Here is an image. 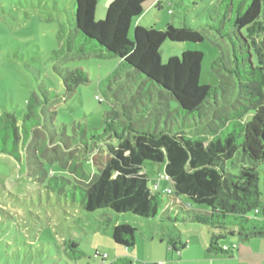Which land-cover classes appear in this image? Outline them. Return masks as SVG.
Listing matches in <instances>:
<instances>
[{
  "label": "trees",
  "instance_id": "1",
  "mask_svg": "<svg viewBox=\"0 0 264 264\" xmlns=\"http://www.w3.org/2000/svg\"><path fill=\"white\" fill-rule=\"evenodd\" d=\"M147 1L113 0L105 18L96 21L98 0H75L78 43L71 37L66 48L54 51L56 59L74 52L119 58V67L131 79L127 84L131 96L115 94L116 106L99 128L88 129L84 122H74L71 134L65 126L57 131L53 122L56 110L46 106L73 93L88 79L81 69L55 66L65 94L41 86L42 97L35 94L28 101L21 124L15 113L5 112L0 154L18 161L25 157L30 175L40 176L49 189L81 202L87 211L110 208L144 218L171 219L162 215V192L150 186L144 172L147 161L164 162L173 187V193H167L173 207L168 208L186 209L182 196L206 206L201 215L193 209L190 219L210 229V255L232 257L236 246L224 242L227 235L245 240L264 236V201L259 186V167L264 164V0H222L219 17L207 24L234 55L231 72L245 103L231 111L230 117L219 113L230 102L224 82L217 87L200 85L202 51L186 50L181 57L161 62L160 49L166 40L199 43L204 40L200 30L187 24L176 27L169 23L163 30L138 24L133 38L129 37L132 22L143 14ZM64 35L60 31L59 39ZM219 60L223 67L221 55L214 67ZM172 100L177 103L175 109ZM251 105L258 110L246 119ZM212 111L221 121L217 127L211 124ZM163 116L169 120L162 122ZM200 125L209 128L211 138L187 134ZM98 148L104 150L103 158L89 156ZM41 157L57 163L62 173L48 171ZM64 171L71 175L65 176ZM113 239L118 245L134 247L137 229L127 222L116 224ZM168 245L180 252L187 242L171 239ZM64 249L73 259L84 255L73 238L64 241ZM95 256L102 259L98 253ZM177 261L166 259L167 264ZM110 264L135 263L121 256Z\"/></svg>",
  "mask_w": 264,
  "mask_h": 264
},
{
  "label": "rangeland",
  "instance_id": "2",
  "mask_svg": "<svg viewBox=\"0 0 264 264\" xmlns=\"http://www.w3.org/2000/svg\"><path fill=\"white\" fill-rule=\"evenodd\" d=\"M108 2L98 0V7H106ZM156 2L148 0L145 3L143 14L132 22L129 37L133 38L137 19L141 25L157 30L165 29L169 23L176 27L187 24L200 30L204 40L199 43L166 40L160 49L161 62L165 64L171 57H181L186 50L202 51L200 85L217 87L224 82L230 102L219 113L230 117L231 111L245 103L238 93L237 78L231 72L234 55L229 44L207 27L212 19L219 17L222 0ZM75 9V0H0V128L4 126L5 112L15 113L19 124L22 123L28 101L35 94L42 97L41 86L50 92L65 94V85L55 66L81 69L88 79L73 93L46 106L48 110H56L53 122L57 131L65 126L71 134L74 122H84L88 129L99 128L116 106L115 94L131 96L127 89L131 79L119 67V58L92 52H74L65 59L55 58L54 51L62 46L66 48L68 38L72 37V42L78 43ZM95 20L98 21L96 17ZM60 31L65 33L62 40L59 39ZM220 55L223 67L221 60L220 66L214 67ZM148 87L149 84L146 89ZM155 96L158 97V93ZM219 97L222 101L221 94ZM171 106L175 109L177 103L172 100ZM257 110V106L251 105L245 118L250 119ZM211 118L212 126L221 123L213 111ZM167 119L168 116H163L162 122ZM187 134L212 137L206 125L189 129ZM21 153L25 155L24 147ZM94 154L102 158L105 155L100 148L91 151L89 156ZM41 161L48 171L56 175L62 173L57 163L52 164L42 157ZM87 167L93 169L91 164ZM144 172L151 187L155 189L159 184L164 205L162 215L171 219L144 218L132 212L117 213L110 208L87 211L81 202L49 189L47 181L40 176L30 175L25 157L18 161L10 155L0 154V264H103L96 253L102 256L110 253L115 257L118 256L116 251L126 250L113 239L114 226L124 222L137 229V241L132 248L134 260L138 255L157 258L158 253L164 256L165 251H169V260L174 258L178 260L177 264H264V236L245 240L239 235H227L224 242L236 246L232 257L208 254L210 229L190 219L194 215L193 209L201 215L206 206L182 196L186 209H169L173 206L168 204L170 198L166 190L172 187V181L166 177L165 163L147 161ZM64 173L71 175L68 171ZM259 177L264 201V164L259 167ZM73 181L78 182L75 178ZM69 238L75 239L79 251L84 253L81 258H71L64 249V241ZM152 238L153 244H147ZM179 238L188 246L174 252L169 248V241ZM177 246L181 248L179 244ZM106 260L105 264H109L107 257ZM153 263L163 264L157 261L146 264Z\"/></svg>",
  "mask_w": 264,
  "mask_h": 264
},
{
  "label": "crops",
  "instance_id": "3",
  "mask_svg": "<svg viewBox=\"0 0 264 264\" xmlns=\"http://www.w3.org/2000/svg\"><path fill=\"white\" fill-rule=\"evenodd\" d=\"M108 1H109V2H108V4L106 5V7H103V5H102V7L99 8L98 5H97V8H96V18H97L98 20H102V18H103L104 15L106 14L107 7H108L109 3H110L112 0H108ZM161 1H162V0H157L156 3H157V4H161ZM138 20H139V19H137V21H136V25L141 24ZM156 187L159 189V188H160L159 184H156ZM153 240H154V238H152L151 241H148L147 244H153V243H152ZM162 240H163V239H162ZM121 246H122V245H121ZM151 246H153V245H151ZM187 246H188V244H187ZM187 246H186V247H187ZM124 247H125V246H124ZM125 248H126V250H125V249H122V251H116V255H118V256L113 257V256H111L110 253L107 254V259L109 260V264H110L111 261H113L114 259H116V258H118V257H121V256H128V257L132 258V260L134 261L135 264H146V263H148L149 261H157V262H162L163 264H167L166 259H169V251H165V253L163 254L164 256H162L161 253H158V257H157V258H155V257H153V256H150V255H148L147 257H146L145 255H141V256L138 255V259H137V260H134V258H133V256H132V253H133L132 248H133V247H131V248L125 247ZM149 248H150V247H147V250H149ZM151 250H152V248H151ZM207 252H208V251H207ZM208 254H209V253H208ZM213 256H214V255H213ZM206 258H207V257H206ZM207 259H208V258H207ZM173 260H176V259L172 258V261H173ZM106 261H107L106 259H105V260H102V263L105 264Z\"/></svg>",
  "mask_w": 264,
  "mask_h": 264
},
{
  "label": "built area",
  "instance_id": "4",
  "mask_svg": "<svg viewBox=\"0 0 264 264\" xmlns=\"http://www.w3.org/2000/svg\"><path fill=\"white\" fill-rule=\"evenodd\" d=\"M97 98L101 100L100 96H97ZM166 177L170 179L169 176L166 175ZM170 180H171V179H170ZM166 193H168V194L173 193V187L168 188V189L166 190ZM224 248H225V249H228L227 246H225ZM101 256H102V255H101ZM106 257H107V256H102V260H105Z\"/></svg>",
  "mask_w": 264,
  "mask_h": 264
}]
</instances>
